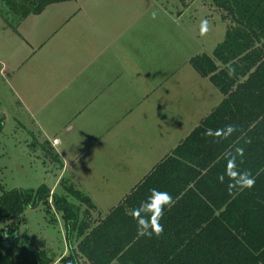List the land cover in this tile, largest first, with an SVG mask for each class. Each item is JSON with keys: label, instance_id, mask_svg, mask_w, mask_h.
<instances>
[{"label": "rangeland", "instance_id": "374dc122", "mask_svg": "<svg viewBox=\"0 0 264 264\" xmlns=\"http://www.w3.org/2000/svg\"><path fill=\"white\" fill-rule=\"evenodd\" d=\"M65 2L70 7L72 21L83 17L82 13L89 8L92 17L94 5L105 4L103 12L100 11L105 20L104 31L108 32L120 59L122 51L128 56L124 61L128 71L122 84L126 85L129 98H118L110 106H88L92 113L86 112L76 119L70 116L67 124L61 119L65 114L61 117L52 113L45 117L35 106L32 109L39 119L28 114L15 95L14 80L20 77V71L37 65L35 61L45 62L40 56L48 49L58 56L54 59L59 68L66 64L63 53L59 52L62 51L60 39L68 33V25L51 27L46 21L56 19L59 24V14L53 12L61 9L56 8L59 6L49 8L43 18L36 17L37 27L31 28L39 33H33L29 39L35 43L43 40L40 46L44 45V51L33 56L27 40L7 24L6 18L15 26V17L0 2L3 11V15L0 13V119L4 122L0 131V200L14 190L36 193L44 186L52 194L62 195L64 179L97 207L91 210L94 221L104 218L222 103L224 96L208 78L200 75L191 60L201 55L212 57L225 39L227 24L209 0H194L187 8L178 0ZM70 27L73 35L78 36L76 22ZM42 29L48 30L42 34L45 32ZM83 29L88 34L85 26ZM55 34L52 43L48 38ZM20 67L23 70H18ZM158 72L159 87L153 89L151 84ZM131 98L133 103L125 107L123 102ZM109 109H115L116 122L105 120ZM62 123L60 130L53 127ZM99 133L102 135L98 136ZM45 140L52 145L55 140L60 142L56 148L65 152L64 168L45 157L42 147ZM69 201L81 205L73 197ZM51 204L52 199L47 205L26 209L13 221L14 232L18 233L6 234L10 238L7 242L29 240L33 247L47 254L51 264H73L70 246L76 249L78 236L74 233L68 239L62 214ZM81 207L88 209L86 205ZM7 225L0 220V234Z\"/></svg>", "mask_w": 264, "mask_h": 264}, {"label": "trees", "instance_id": "16d2710c", "mask_svg": "<svg viewBox=\"0 0 264 264\" xmlns=\"http://www.w3.org/2000/svg\"><path fill=\"white\" fill-rule=\"evenodd\" d=\"M62 1L71 0H0L15 17V26L6 22L16 31L27 17ZM178 1L187 8L194 0ZM209 1L227 24L226 36L212 57L196 56L191 64L224 96L222 103L104 218L92 221L97 207L64 179L62 195L45 186L36 193H5L0 220L8 225L0 234V264H51L29 240L6 237L18 233L13 221L26 209L50 199L68 239L78 236L76 249L70 246L73 264H264V0ZM3 125L0 119V131ZM42 147L45 157L63 168L51 142ZM244 172L255 180L251 188L237 183ZM153 189L172 200L158 222L151 217L153 235L141 236L137 219L144 214L134 218L133 213ZM158 225L163 232L156 235Z\"/></svg>", "mask_w": 264, "mask_h": 264}, {"label": "crops", "instance_id": "0c3cea01", "mask_svg": "<svg viewBox=\"0 0 264 264\" xmlns=\"http://www.w3.org/2000/svg\"><path fill=\"white\" fill-rule=\"evenodd\" d=\"M55 6H59L56 8H61L53 11L61 15H57L60 19L59 24L56 19L46 21L49 22L51 27L54 24L58 27V25L63 23V26L68 25L69 30L60 39L62 51L59 53H63L66 63L62 68L57 66L54 59L58 58V56L52 54L49 49L44 51V45L40 46L43 40L35 43L29 39L33 33H39L37 29L31 28L32 26L37 27L36 17L43 18L47 14V10ZM104 6L105 4H95L94 7L96 9H94L92 17L88 12L89 8L87 12L82 13L81 16L83 17L74 18L75 20L72 21L73 17H71L70 7L65 1H62L48 6L40 15L27 17L18 26L15 33L27 40L28 47L34 53L33 56L39 55L41 51H44V55L40 57L45 58V62L41 59L37 60L35 61V63H38L37 65H31L24 72L20 71V77L14 80L13 90L15 95L28 114L39 119L34 114L35 110L32 109L35 106L39 108L36 111L45 117L52 113L54 115L61 114V117L65 114L61 119L66 123L70 116L74 115L73 118L76 119L83 114H87L86 112H91L89 107H93L95 104L97 106H110V103L113 101L114 104V101H117L118 98L123 100L124 97L126 99L129 98V94L125 90L126 85L122 84L123 78L128 71V67L124 63V61L128 60V56L126 51H122L120 59L115 51L114 44L108 38V32L104 31L105 20L103 15H100V11L103 12ZM67 15L69 18H66ZM74 22L78 26V36L73 35V29L70 27V24ZM83 26H85L88 34L84 33ZM47 30L42 29L40 31H45L42 33L45 34ZM55 36L56 34L48 38V40H53V43ZM123 44L126 46V43L123 42ZM35 48L38 49L35 51ZM21 69L22 67L18 70ZM159 81L160 73L158 72L151 84L153 89L157 86L159 87ZM133 100V98L125 100L123 105L125 107L130 106ZM86 107L88 111H86ZM99 113H97L98 116L100 115ZM104 118L105 120L116 122L118 115L115 109H109L106 111ZM64 123L59 126L54 124L53 127H56V130H60ZM99 135H102V133H99ZM59 144V141L57 145L53 143V147L63 159L65 156L64 150L58 151L56 148Z\"/></svg>", "mask_w": 264, "mask_h": 264}, {"label": "clouds", "instance_id": "9594fccd", "mask_svg": "<svg viewBox=\"0 0 264 264\" xmlns=\"http://www.w3.org/2000/svg\"><path fill=\"white\" fill-rule=\"evenodd\" d=\"M233 131L232 126H228L227 132L230 134ZM207 136H213L212 130H207L205 133ZM243 176V180H237V183L241 188H251L255 180L251 178L250 173L244 172L239 174ZM153 195L148 198L147 201L141 202L139 208L134 211V218L139 216L140 213H143V216H139L137 219L138 224V234L141 236L151 237L153 235V231L151 228V217L155 215L157 217V222L159 216L162 214L164 205L171 203V196L166 193H159L155 189L152 190ZM163 232L162 226H157L155 229V234L159 235Z\"/></svg>", "mask_w": 264, "mask_h": 264}, {"label": "built area", "instance_id": "2783aa9c", "mask_svg": "<svg viewBox=\"0 0 264 264\" xmlns=\"http://www.w3.org/2000/svg\"><path fill=\"white\" fill-rule=\"evenodd\" d=\"M57 144H58V141H57V140H55V141H54V145H57Z\"/></svg>", "mask_w": 264, "mask_h": 264}]
</instances>
